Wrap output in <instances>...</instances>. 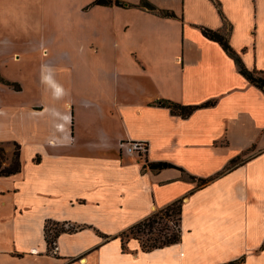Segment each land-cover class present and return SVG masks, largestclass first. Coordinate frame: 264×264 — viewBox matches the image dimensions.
Segmentation results:
<instances>
[{"label": "crops", "instance_id": "0c3cea01", "mask_svg": "<svg viewBox=\"0 0 264 264\" xmlns=\"http://www.w3.org/2000/svg\"><path fill=\"white\" fill-rule=\"evenodd\" d=\"M121 1L10 0L9 28L25 5L27 28L56 29L30 41L41 98L23 110L26 137L0 82V143H21L22 161L0 176V264H264V91L201 30L264 71V0H149L177 18ZM162 99L212 104L182 117ZM124 140L148 142L146 159ZM178 199L179 242L116 237ZM48 221L78 229L50 251Z\"/></svg>", "mask_w": 264, "mask_h": 264}, {"label": "rangeland", "instance_id": "374dc122", "mask_svg": "<svg viewBox=\"0 0 264 264\" xmlns=\"http://www.w3.org/2000/svg\"><path fill=\"white\" fill-rule=\"evenodd\" d=\"M1 20L2 28H0V74L3 81V88H8L9 93H2L3 102L15 104L18 108L17 131L19 137H26L24 118L25 107L40 97L39 85L35 81L34 73L37 70L41 50L32 53L31 40L33 37L42 40L43 37L51 38L56 28H27L28 18L25 5L20 15L15 18L22 21L18 28H9L11 16L14 17L13 7L10 0H1ZM13 19V18H12ZM19 21V22H20ZM21 26V27H20ZM47 31H52L49 34ZM48 51V49L46 50ZM37 54V55H36ZM21 144V143H20ZM29 145V144H28ZM30 147V146H29ZM15 147H12V153H8V158L14 154ZM179 224V215L174 207L167 211L156 210L149 216V219L139 227H134L124 234V242L136 239L142 244L148 239L160 238L167 232L176 231ZM63 224L49 223L52 229L59 228ZM68 227V225H64ZM52 234V233H51Z\"/></svg>", "mask_w": 264, "mask_h": 264}, {"label": "trees", "instance_id": "16d2710c", "mask_svg": "<svg viewBox=\"0 0 264 264\" xmlns=\"http://www.w3.org/2000/svg\"><path fill=\"white\" fill-rule=\"evenodd\" d=\"M93 4L97 5H104V6H124V2L121 0H93ZM130 6L134 7H139L141 9L150 11L152 13H155L161 17H170V18H177V14L173 11L166 10V9H161L149 0H141L139 4H130ZM202 33L208 37L209 39L215 40L221 44V46L224 48V50L235 60L239 71L253 84L257 85L259 88H261L264 91V71L260 70H250L245 63L243 62L241 56L233 49V47L230 44L229 41V34L219 31V30H214L208 27H201ZM0 81H3L1 74H0ZM158 104L161 106L168 107L171 112L175 115H179L182 117H187L193 111L199 107H204L211 105L212 102H206L202 105H184L169 99H162L158 101ZM13 146L15 147L14 154L11 158H8V153L6 150V147L0 143V176H10L17 174L21 171L22 169V161H21V145L17 142L13 143ZM236 160H233L232 164H235ZM165 165H170L166 164L165 162H149L148 166L151 167L154 170H159L165 167ZM191 179H196L195 176H190ZM212 178H200L199 179V185H204L211 181ZM182 206H183V200L178 199L168 206L160 209L161 211H167L168 209H171L175 207L177 214L179 215V224H178V229L172 232H166L163 237L160 236V238H154V239H148L147 241H144L141 244V247L144 251H151L155 248H161L165 247L174 243H177L181 240V234H182V229L180 226L181 223V216H182ZM149 217L145 218L144 220L138 222L137 224L133 225L130 227L128 230L133 229L134 227H139L141 224H144L146 220H148ZM49 223H53L58 225V222H51L48 221L45 227V237L47 240V243L49 245V250L52 251L55 249V243L57 240V237L60 233L66 232V231H76L78 228L76 227H69L66 228L64 224L60 226L59 228L52 229L49 227ZM124 231L121 233L119 236L116 237H121L122 240H124V234L126 233ZM52 233V234H51Z\"/></svg>", "mask_w": 264, "mask_h": 264}, {"label": "built area", "instance_id": "2783aa9c", "mask_svg": "<svg viewBox=\"0 0 264 264\" xmlns=\"http://www.w3.org/2000/svg\"><path fill=\"white\" fill-rule=\"evenodd\" d=\"M120 147L128 155L146 159L149 144L143 140H124L120 142Z\"/></svg>", "mask_w": 264, "mask_h": 264}]
</instances>
